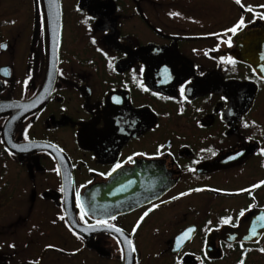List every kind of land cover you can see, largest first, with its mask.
I'll list each match as a JSON object with an SVG mask.
<instances>
[{"label":"flooded vegetation","instance_id":"flooded-vegetation-1","mask_svg":"<svg viewBox=\"0 0 264 264\" xmlns=\"http://www.w3.org/2000/svg\"><path fill=\"white\" fill-rule=\"evenodd\" d=\"M0 45V264H264V0H0Z\"/></svg>","mask_w":264,"mask_h":264},{"label":"snow or ice","instance_id":"snow-or-ice-1","mask_svg":"<svg viewBox=\"0 0 264 264\" xmlns=\"http://www.w3.org/2000/svg\"><path fill=\"white\" fill-rule=\"evenodd\" d=\"M237 2L239 3L240 2V0H237ZM241 23H242V21H241ZM237 27H239V25L237 26ZM231 31H233V32H235L236 31V28H233V29H231ZM0 47H3L2 45H0ZM117 167H120V165H117ZM241 214H243V213H241ZM145 215H147V213H145ZM81 219H83V216L81 217ZM113 219H114V217H113ZM228 221H225V223H227ZM98 223L99 224H105V225H107V221L106 220H101V221H98ZM109 227H112V226H109ZM116 231L117 232H119L120 230L119 229H116ZM254 235H255V233H253ZM179 246V245H178ZM134 250V249H133ZM261 251H264V249H261ZM241 264H242V262H241Z\"/></svg>","mask_w":264,"mask_h":264}]
</instances>
